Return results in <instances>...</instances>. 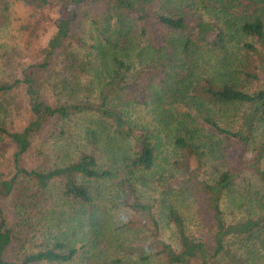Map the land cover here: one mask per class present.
Instances as JSON below:
<instances>
[{
	"label": "trees",
	"instance_id": "1",
	"mask_svg": "<svg viewBox=\"0 0 264 264\" xmlns=\"http://www.w3.org/2000/svg\"><path fill=\"white\" fill-rule=\"evenodd\" d=\"M15 3L64 15L0 47V264H264V0Z\"/></svg>",
	"mask_w": 264,
	"mask_h": 264
},
{
	"label": "rangeland",
	"instance_id": "2",
	"mask_svg": "<svg viewBox=\"0 0 264 264\" xmlns=\"http://www.w3.org/2000/svg\"><path fill=\"white\" fill-rule=\"evenodd\" d=\"M32 16L30 10L19 3L12 5L10 12V28L0 31V47L7 43L9 46L24 48V41L27 38V31L24 27L32 26L37 22L36 35L32 40H29L28 51H36V49L47 41L53 32V22L64 15V10L58 4L53 3L41 12L35 13ZM26 53V52H25ZM24 53V54H25ZM150 113V109L147 110ZM204 206L199 203H189L182 201L179 206L180 213L184 217L188 226V231L192 236H198L204 233L205 213ZM120 223L114 222L112 225L106 224L107 237L118 238V227ZM169 233L168 231H166ZM168 238L169 235L166 234Z\"/></svg>",
	"mask_w": 264,
	"mask_h": 264
}]
</instances>
